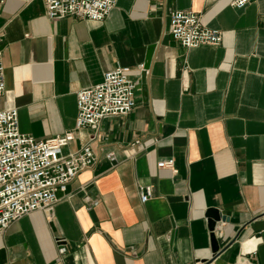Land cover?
I'll return each mask as SVG.
<instances>
[{
  "label": "crops",
  "instance_id": "obj_1",
  "mask_svg": "<svg viewBox=\"0 0 264 264\" xmlns=\"http://www.w3.org/2000/svg\"><path fill=\"white\" fill-rule=\"evenodd\" d=\"M176 11L198 14L222 43L180 46ZM0 35V110L17 109L37 140L73 132L65 155L89 145L97 157L52 212L0 235V264H264V0H117L103 22L50 21L44 0H6ZM117 67L131 70L135 109L78 130V92ZM169 159L176 174L158 167ZM210 208L230 220L217 227L221 250L238 236L215 258Z\"/></svg>",
  "mask_w": 264,
  "mask_h": 264
},
{
  "label": "built area",
  "instance_id": "obj_2",
  "mask_svg": "<svg viewBox=\"0 0 264 264\" xmlns=\"http://www.w3.org/2000/svg\"><path fill=\"white\" fill-rule=\"evenodd\" d=\"M258 0H230L231 7L244 9ZM6 0H0V5ZM46 16L50 21L67 17L79 20L103 22L116 5L117 0H44ZM170 34L183 48L191 50L203 45L219 46L223 34L208 28L201 17L192 11H176L171 15ZM0 35V99L6 92L5 67ZM142 72L144 65L140 66ZM130 68L117 67L105 72L103 81L77 94L76 128L96 130L106 118L126 116L136 106L137 85L130 77ZM75 140L73 132H67L47 140H37L23 134L19 126L17 109L0 110V235L13 223L36 211L50 213L60 201L59 193H65L77 176L94 166L97 157L89 145L75 153L63 152ZM107 159L117 164L115 153ZM161 169L174 174L175 161L169 159L158 164ZM141 202L147 203L153 188L139 187ZM85 203L97 205L89 196ZM217 237L220 234H217ZM256 244L261 239H254ZM65 249L60 253L64 254ZM239 264H248L245 256Z\"/></svg>",
  "mask_w": 264,
  "mask_h": 264
},
{
  "label": "water",
  "instance_id": "obj_3",
  "mask_svg": "<svg viewBox=\"0 0 264 264\" xmlns=\"http://www.w3.org/2000/svg\"><path fill=\"white\" fill-rule=\"evenodd\" d=\"M206 218L208 219V228L210 231V241L212 252L214 254V258L224 251H226L230 246H232L238 239V236L228 245L226 248L221 250L219 238L216 235V230L219 223H229V218L221 214V212L215 208H210L206 212Z\"/></svg>",
  "mask_w": 264,
  "mask_h": 264
},
{
  "label": "bare ground",
  "instance_id": "obj_4",
  "mask_svg": "<svg viewBox=\"0 0 264 264\" xmlns=\"http://www.w3.org/2000/svg\"><path fill=\"white\" fill-rule=\"evenodd\" d=\"M248 247V246H247ZM249 247H250V245H249Z\"/></svg>",
  "mask_w": 264,
  "mask_h": 264
}]
</instances>
